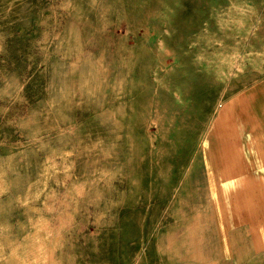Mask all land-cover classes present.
<instances>
[{
	"label": "rangeland",
	"instance_id": "374dc122",
	"mask_svg": "<svg viewBox=\"0 0 264 264\" xmlns=\"http://www.w3.org/2000/svg\"><path fill=\"white\" fill-rule=\"evenodd\" d=\"M260 80L264 0H0V264H174Z\"/></svg>",
	"mask_w": 264,
	"mask_h": 264
},
{
	"label": "crops",
	"instance_id": "0c3cea01",
	"mask_svg": "<svg viewBox=\"0 0 264 264\" xmlns=\"http://www.w3.org/2000/svg\"><path fill=\"white\" fill-rule=\"evenodd\" d=\"M206 203L174 264H264V80L234 94L202 146Z\"/></svg>",
	"mask_w": 264,
	"mask_h": 264
}]
</instances>
